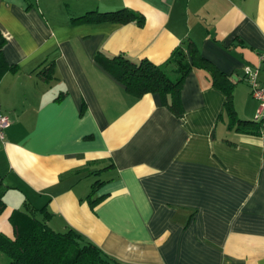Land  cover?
<instances>
[{
	"label": "crops",
	"instance_id": "obj_1",
	"mask_svg": "<svg viewBox=\"0 0 264 264\" xmlns=\"http://www.w3.org/2000/svg\"><path fill=\"white\" fill-rule=\"evenodd\" d=\"M123 7L144 23L78 18ZM0 31V231L12 236L10 212L29 202L124 263L264 264V120L258 134L227 128L225 93L201 67L184 76L177 115L94 56L158 64L191 41L253 119L242 67L258 65L264 87V0H0Z\"/></svg>",
	"mask_w": 264,
	"mask_h": 264
},
{
	"label": "trees",
	"instance_id": "obj_2",
	"mask_svg": "<svg viewBox=\"0 0 264 264\" xmlns=\"http://www.w3.org/2000/svg\"><path fill=\"white\" fill-rule=\"evenodd\" d=\"M119 22L144 23V16L126 7L99 12L87 11L79 16L80 19L92 20L94 17ZM5 37L0 31V76L9 67L3 57ZM195 43L188 41L184 45H177L170 51L169 57L162 63H154L146 58L138 61L131 60L122 54H95L97 62L119 81L125 91L134 96H141L146 92H157L163 104L177 115L182 113L180 104V89L184 76L193 66L208 71L211 82L225 93L224 110L227 115V128L239 132L258 134L262 128L264 114L259 118H241L236 114L232 102V79L219 70L215 64L198 52ZM96 180L93 185H98ZM4 186L0 180V212L6 205L3 199ZM99 197L89 200L90 206ZM51 213L46 206L34 207L25 202L22 209H13L9 215L10 226H13L12 236L0 231V252L6 258L5 264H129L108 255L89 238L72 227L64 231H57L47 225Z\"/></svg>",
	"mask_w": 264,
	"mask_h": 264
},
{
	"label": "built area",
	"instance_id": "obj_3",
	"mask_svg": "<svg viewBox=\"0 0 264 264\" xmlns=\"http://www.w3.org/2000/svg\"><path fill=\"white\" fill-rule=\"evenodd\" d=\"M260 61L264 63V52L260 54ZM242 76L244 81L248 84L250 92L254 100L258 102L257 112L255 118H259L264 114V87L259 80V66L252 64H245L242 67ZM0 106V141L4 140V130L9 125L7 115L1 111Z\"/></svg>",
	"mask_w": 264,
	"mask_h": 264
}]
</instances>
